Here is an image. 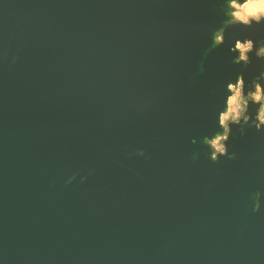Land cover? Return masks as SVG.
<instances>
[{
    "label": "water",
    "instance_id": "obj_1",
    "mask_svg": "<svg viewBox=\"0 0 264 264\" xmlns=\"http://www.w3.org/2000/svg\"><path fill=\"white\" fill-rule=\"evenodd\" d=\"M220 20L219 0H0L4 264H264V136L216 162L200 142L234 70L208 51Z\"/></svg>",
    "mask_w": 264,
    "mask_h": 264
},
{
    "label": "clouds",
    "instance_id": "obj_2",
    "mask_svg": "<svg viewBox=\"0 0 264 264\" xmlns=\"http://www.w3.org/2000/svg\"><path fill=\"white\" fill-rule=\"evenodd\" d=\"M219 9L221 20L210 30L208 51L226 48L234 70L221 81L216 94L214 128L200 138L213 162L237 158L236 152L229 151L236 133L264 136V0H219ZM136 154L143 156V149ZM250 199L251 211L258 212L264 197L257 191ZM0 264H4L2 258Z\"/></svg>",
    "mask_w": 264,
    "mask_h": 264
}]
</instances>
